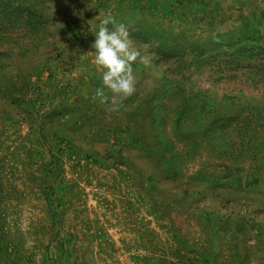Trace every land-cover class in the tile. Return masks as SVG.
I'll return each instance as SVG.
<instances>
[{"label":"rangeland","instance_id":"1","mask_svg":"<svg viewBox=\"0 0 264 264\" xmlns=\"http://www.w3.org/2000/svg\"><path fill=\"white\" fill-rule=\"evenodd\" d=\"M103 21L123 24L149 61L133 64L134 94L110 108L93 98L102 70L90 51ZM79 103L126 120L130 137L119 135L109 157L148 176L165 227L184 232L207 218L264 246V0H0V169L28 149L13 146L23 125ZM15 173L5 185L0 171V264H37L26 246H10L3 219L44 209L54 182Z\"/></svg>","mask_w":264,"mask_h":264},{"label":"crops","instance_id":"2","mask_svg":"<svg viewBox=\"0 0 264 264\" xmlns=\"http://www.w3.org/2000/svg\"><path fill=\"white\" fill-rule=\"evenodd\" d=\"M75 106V113L23 125V132L28 128L26 136L13 146L26 144L28 149L2 164L5 185L18 171L43 185L49 179L54 182L44 209L27 206L25 212L5 216L3 233L14 236L10 246H26L37 264H264V246H252L254 233L243 243L238 231L207 218L193 220L184 232L165 227L164 213L159 212L164 205L157 202V189L148 176L109 157L119 135L130 137L124 129L126 120L115 116L109 104L107 110L96 109L97 114L88 105ZM6 127L1 126L3 135L9 132ZM73 138H101L107 145L84 147ZM85 152L93 158L85 157ZM38 194L42 195L39 189ZM152 246L156 251L149 257ZM177 246H185L186 253L176 254Z\"/></svg>","mask_w":264,"mask_h":264},{"label":"clouds","instance_id":"3","mask_svg":"<svg viewBox=\"0 0 264 264\" xmlns=\"http://www.w3.org/2000/svg\"><path fill=\"white\" fill-rule=\"evenodd\" d=\"M110 22L103 21L98 30L93 31L95 38L91 48L94 51H90L95 67L102 70V87L96 89L93 97L100 104H117L132 96L136 87L133 64L138 58L146 66L149 63L140 50L134 47L126 27L119 24L109 29L106 25Z\"/></svg>","mask_w":264,"mask_h":264}]
</instances>
